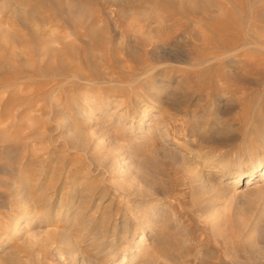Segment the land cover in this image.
Here are the masks:
<instances>
[{
  "label": "rangeland",
  "instance_id": "1",
  "mask_svg": "<svg viewBox=\"0 0 264 264\" xmlns=\"http://www.w3.org/2000/svg\"><path fill=\"white\" fill-rule=\"evenodd\" d=\"M180 1L0 0V257L158 264L160 248L166 264H264V144L244 134L264 118V23L247 55L215 38L214 10ZM61 57L113 75L62 94L72 72L46 70Z\"/></svg>",
  "mask_w": 264,
  "mask_h": 264
},
{
  "label": "bare ground",
  "instance_id": "2",
  "mask_svg": "<svg viewBox=\"0 0 264 264\" xmlns=\"http://www.w3.org/2000/svg\"><path fill=\"white\" fill-rule=\"evenodd\" d=\"M167 5H170L171 7L174 5V4H176L177 3V0H163ZM176 2V3H175ZM180 2H182V0L180 1ZM183 2L186 4V6H183V7H186V10H193V12H194V10H208L209 12L211 11L212 12V10H214V12L216 13L215 15H217V16H219V17H221V18H223V21L225 20L226 22H223L224 24H221V22H219V23H217V24H221L218 28H219V34L218 35H215V38L218 36V39L220 40V41H222V42H226V41H232L233 43V45H235L234 43H238V44H240V45H242L243 46V48H244V50L246 51V52H248L247 53V55H250V53L251 52H257V51H259V49H257V50H251V49H253L252 48V46H255V45H252V46H250L251 44H252V38H251V36L250 35H248V32H250V31H252L253 29H255V30H259L258 32H256V31H253V32H255V35H256V33L258 34L259 32L261 33V31L262 30H260L261 29V26L262 25H260V24H262V23H264V0H183ZM179 3V2H178ZM14 4V3H13ZM133 4V3H132ZM173 4V5H172ZM23 5V4H22ZM178 5V4H177ZM181 5V4H180ZM175 7H176V5H174ZM25 7H26V5H25ZM55 7H56V5H55ZM59 7V6H58ZM57 8V7H56ZM60 8V7H59ZM61 9V8H60ZM134 9V8H133ZM14 10H24V8H22V7H15L14 8ZM27 10V9H26ZM52 10V9H51ZM59 10V9H58ZM237 10H239V12L237 11ZM254 10H256V11H254ZM29 12V11H28ZM28 12H25V11H17L16 13H19L18 14V17L19 18H21V19H23V21H28L29 19L31 20L32 18H34V15H30ZM80 12V11H79ZM211 12L209 13V15L212 17V19L213 20H217V19H214V17H213V15L211 14ZM32 14V13H31ZM58 13H56V15H57ZM85 14V13H84ZM61 15H63V14H61ZM84 16V15H83ZM58 17V16H57ZM63 17V23L61 24L62 26H63V28L64 27H67V28H72V30H73V34H74V37L77 39V41H82V43H84L83 42V40H84V38H86L85 36H87L88 38H86V39H88L89 40V42H90V44H92L91 42L92 41H90L91 40V37L89 36V34H86V33H81V31H78V28H79V26L80 25H83V23L81 22V23H79V24H77L76 23V21L75 22H72L71 20H69V18L67 17V14L66 15H63L62 16ZM71 18V17H70ZM220 18V19H221ZM222 20V19H221ZM44 21V20H43ZM43 21H42V23H43ZM49 21V20H48ZM211 21V20H210ZM62 22V21H61ZM96 22V21H95ZM229 22H231L232 23V25H234L235 26V29H237V31L238 32H240L239 33V35L237 36V37H234V35H230L229 34V32L230 31H234L233 29H230V27H229V25L231 24V23H229ZM45 23V22H44ZM93 23H94V21H93ZM97 23V22H96ZM96 23H95V25H96ZM46 25V24H45ZM206 26V25H205ZM49 27V26H48ZM216 27V26H215ZM263 27H264V25H263ZM260 28V29H259ZM65 30H67V29H65ZM80 30V29H79ZM93 30V29H92ZM102 30V29H101ZM244 30H246V34H245V31ZM104 30H102V32H103ZM244 31V32H243ZM83 32V31H82ZM105 32V31H104ZM251 33V32H250ZM259 33V34H260ZM236 34V33H235ZM253 35H254V33H253ZM254 35V36H255ZM258 36H260V35H258ZM262 37V36H261ZM254 38V37H253ZM95 39V38H94ZM58 40V39H57ZM211 40H212V37H211ZM214 41V40H213ZM58 42V41H57ZM63 42V41H62ZM70 42V41H69ZM73 42H75V41H73ZM102 42V41H101ZM101 42H97V44H99V43H101ZM58 43H61L60 41L58 42ZM77 43V42H76ZM81 43V42H80ZM81 43V44H82ZM86 43V42H85ZM95 43H96V41H95ZM103 43V42H102ZM227 43V42H226ZM225 43V44H226ZM61 44H64V42L63 43H61ZM65 44H66V42H65ZM78 44V43H77ZM87 44H88V42H87ZM89 44V45H90ZM97 44H93V46L94 45H97ZM103 44H105V42L103 43ZM228 44V43H227ZM231 44V45H232ZM76 45V44H75ZM231 45H230V47H231ZM233 45H232V49H233ZM239 45V46H240ZM81 46V45H80ZM79 46V47H80ZM85 46V45H84ZM99 46V45H98ZM102 46H104V45H102ZM73 47V46H72ZM95 47H97V46H95ZM229 47V48H230ZM235 47H237V45H235ZM259 48H262V49H264V47L262 46V45H259L258 46ZM68 48L69 47H67V45L66 46H64L63 48L61 47L60 48V50L61 49H64V53L65 52H68ZM78 49V47H75V48H70V49H72V51H75V50H77ZM102 48V47H101ZM81 49V48H80ZM83 49V48H82ZM98 49H99V47H98ZM104 49V48H103ZM228 49V48H227ZM239 49H240V47H239ZM85 50V49H84ZM84 50H82L81 51V53L84 51ZM95 50H97V49H95ZM238 50V49H237ZM242 50V49H241ZM241 50H239L240 52H241ZM61 51H63V50H61ZM60 51V52H61ZM72 51H71V56H74L73 54H75V53H78V52H73V54H72ZM94 51V50H93ZM230 51H232V50H230ZM238 51V52H239ZM261 51V50H260ZM264 51V50H263ZM262 51V52H263ZM56 52V51H55ZM55 52H54V54H55ZM79 52H80V50H79ZM85 52V51H84ZM87 52V51H86ZM88 52H90V51H88ZM87 52V53H88ZM95 52V51H94ZM101 52V51H100ZM59 55H60V53H59V51L57 52ZM62 53V52H61ZM81 53H80V56H81ZM91 53V52H90ZM242 53V52H241ZM261 53V52H260ZM66 54V53H65ZM65 54H64V57H65ZM68 54H70V52H68ZM83 54H85V53H83ZM92 54V53H91ZM94 54V53H93ZM62 55H63V53H62ZM61 55V56H62ZM77 55V54H76ZM86 55V57L88 58V56H87V54H85ZM54 56H56V55H54ZM67 56V55H66ZM235 56V55H234ZM60 57V56H59ZM63 57V56H62ZM62 57H61V62L59 63V64H57L56 65V67H55V65H54V69H53V65L52 66H48L47 68H46V70H48L47 72H49L50 71V69H52V71L54 70V71H56L55 72V74H52V75H50V72H49V75H48V73H46L45 75H48L47 77H50L51 78V76H52V78H55V77H57V78H66V80H67V78H68V76L71 74H69V75H67V72L69 71V72H72V77L73 78H69V82H70V79H71V82L69 83L68 81L66 82V83H69L70 85L69 86H71V88H69V89H66V88H62V87H59V89L61 90V89H63L62 90V94H63V92H66L67 94H68V92H72V91H75V90H79V88H81V85L83 86H85V85H87L88 87L90 86H93L92 84L93 83H100V82H102V80H104V78L106 77L105 75H110V76H112L113 75V73L111 72H104V70H103V73H102V71L101 72H99L100 70H99V68L98 67H95V68H98V69H95L94 71H92L91 70V72L89 73H86V72H84V71H82L81 69H78L77 67H73L72 65H69V62L71 61H69L68 62V64H66L67 62L66 61H68V60H66L67 59V57H65L66 59H65V61H63V59H62ZM74 57H76V56H74ZM225 57V56H224ZM230 57V56H229ZM57 58V57H56ZM72 58V57H71ZM80 58V57H79ZM94 57H92V59H93ZM232 58H233V56H232ZM58 59V58H57ZM95 59V58H94ZM97 59V58H96ZM228 59H230V58H228ZM82 60H86V59H83V57L81 58V61ZM89 60H91V58H89ZM99 60L100 59H98V63L97 64H99ZM102 60V59H101ZM79 61V59L77 60V62ZM93 61V60H92ZM92 61H90V63L92 62ZM57 62V61H56ZM65 62V63H64ZM103 62V61H102ZM50 63V62H49ZM55 63V62H54ZM79 63V62H78ZM88 63H89V61H88ZM123 63V62H122ZM227 63H234V61L233 60H229V61H227ZM240 63V62H239ZM82 64H84V63H82ZM115 64V63H114ZM124 64V63H123ZM79 65V64H78ZM85 65H86V62H85ZM93 66L95 65L94 63L92 64ZM47 66V65H46ZM88 66V65H87ZM92 66V67H93ZM96 66V65H95ZM116 66V65H115ZM118 66V65H117ZM86 67V66H85ZM103 68H105L104 67V64H103V66H102ZM88 68H90V66H88ZM94 68V67H93ZM92 68V69H93ZM43 69H45V68H43ZM91 69V68H90ZM89 69V70H90ZM107 69H109L108 67H107ZM99 70V71H98ZM110 70V69H109ZM115 70H116V68H115ZM262 70V69H261ZM45 70H43V72H44ZM106 71V70H105ZM58 72V73H57ZM68 72V73H69ZM148 73H149V71H147ZM114 74H115V72H114ZM115 76V75H114ZM119 76V75H118ZM61 78V79H62ZM63 78V79H64ZM134 78H136V77H133V79ZM49 79V78H48ZM60 79V80H61ZM74 79V80H73ZM75 79H76V81H75ZM107 79V78H106ZM115 79V78H114ZM51 80V79H50ZM54 80V79H53ZM132 80V79H131ZM59 80H57V82H58ZM64 81V80H63ZM111 81H113V80H111ZM123 81H124V79H123ZM129 81V80H128ZM133 81V80H132ZM134 82V81H133ZM133 82H131V83H133ZM53 83V82H52ZM98 83V84H99ZM62 84V83H61ZM60 84V85H61ZM64 84V83H63ZM94 84V85H95ZM125 84V83H124ZM100 85V84H99ZM48 86V85H47ZM59 86V85H58ZM69 86H67V87H69ZM97 86V85H96ZM57 87V86H56ZM66 87V86H65ZM90 89V88H89ZM58 91V90H57ZM68 91V92H67ZM83 91V90H82ZM84 92V91H83ZM89 92V91H88ZM78 93V92H77ZM50 94V93H49ZM65 94V93H64ZM83 96V95H82ZM97 97V96H96ZM68 98V97H67ZM98 102V101H97ZM65 103V102H64ZM72 103V102H71ZM74 103V102H73ZM61 106V105H60ZM75 106V105H74ZM73 106V107H74ZM62 107V106H61ZM66 107H67V105H66ZM61 109V108H60ZM59 109V110H60ZM257 109V113L258 114H262V113H264V107H259V108H256ZM65 111V110H64ZM76 111V110H75ZM256 111V110H255ZM249 117V116H248ZM252 118V117H251ZM255 118V117H254ZM144 120H145V123L143 124V125H145V124H148L146 121H149L150 120V118H149V116L148 115H146L145 117H144ZM260 121H261V124H262V126L260 127V130H258V131H254L253 130V128H252V130L253 131H250V130H246L248 133H245L244 131V134L246 135V134H255V135H252V136H250V142H252V143H250V144H253L254 142V144H256L257 142H259V143H261V144H264V118L261 120L260 119ZM250 122V121H249ZM254 122V121H253ZM242 124V123H241ZM258 125V124H257ZM244 126V125H243ZM245 127H247V126H245ZM244 128V127H243ZM78 129V128H77ZM246 129V128H245ZM241 131V130H240ZM243 132H241V133H243ZM244 134L243 135H241L242 136V138H244L245 136H244ZM247 136V135H246ZM248 147V146H247ZM253 147H251L249 150L250 151H253ZM186 159V158H185ZM196 159V158H195ZM191 160H193L192 159V157H190L189 159H187V160H184L185 162L187 161L188 163L191 161ZM193 163V162H192ZM192 163L190 164V165H192ZM196 165V164H195ZM192 166H194V165H192ZM223 169H228L227 168V166H223L222 167ZM255 169H257V170H261L262 171V169L264 168V158L263 159H260L259 161H257V163L255 164V167H254ZM189 171H190V169H189ZM201 172H196L194 175V177H193V181H195V180H202V175L200 174ZM253 173H255V170L254 171H251L249 174H248V176H252V174ZM234 178L236 179V183H238V182H241V177H240V174H236V175H234ZM194 183V182H193ZM40 191H41V189H40ZM39 192V191H38ZM38 197V196H37ZM26 210V209H25ZM29 214H30V212L29 211H24L21 215H19L17 218H16V224H19L21 221H23L24 219H26L28 216H29ZM2 222V221H1ZM16 235H17V231L15 230L13 233H12V237H10V240H12V239H14L15 237H16ZM131 249V248H130ZM134 249V246L132 247V251H134L133 250ZM164 249V248H163ZM5 253L7 252V251H4ZM7 254V253H6ZM150 254V253H149ZM166 253H165V251L164 250H162V249H156V250H154L153 251V253H152V257H151V259H156V261L158 260V264H166L165 262H161V261H159L161 258H163V256H166L165 255ZM151 255V254H150ZM150 255H149V257H150ZM15 259V256L13 255V253L12 254H9V255H4V257H0V263H4V264H12V261ZM154 261V260H153ZM15 262V261H14ZM17 262V261H16ZM13 264H16V263H13Z\"/></svg>",
  "mask_w": 264,
  "mask_h": 264
}]
</instances>
